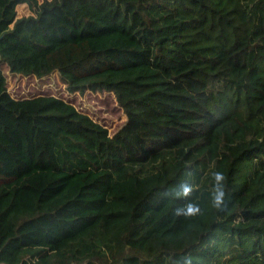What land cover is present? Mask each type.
Wrapping results in <instances>:
<instances>
[{"label":"trees","instance_id":"16d2710c","mask_svg":"<svg viewBox=\"0 0 264 264\" xmlns=\"http://www.w3.org/2000/svg\"><path fill=\"white\" fill-rule=\"evenodd\" d=\"M69 45L111 62L59 78L113 96L112 134L7 92L5 72L42 79ZM0 151V264H264V0H0ZM188 170L203 214L185 219L163 193Z\"/></svg>","mask_w":264,"mask_h":264},{"label":"rangeland","instance_id":"374dc122","mask_svg":"<svg viewBox=\"0 0 264 264\" xmlns=\"http://www.w3.org/2000/svg\"><path fill=\"white\" fill-rule=\"evenodd\" d=\"M16 12L18 16L29 14L26 5L18 6ZM92 57H95L94 54L88 52L84 45L66 46L47 58L46 65L49 75L42 79L37 78L38 80L35 81L33 77L14 76L5 72L8 84L7 92L11 98L16 100L29 99L39 94H49L63 101L71 102L77 110L88 114L112 134L125 120V116L116 105L113 96L107 91L85 90L82 94L79 92L68 93L67 87L60 82V74L78 75L77 68L82 69V74L91 72L94 68L91 65ZM0 162L2 164L0 172L7 174L11 169L9 159L1 151Z\"/></svg>","mask_w":264,"mask_h":264},{"label":"clouds","instance_id":"9594fccd","mask_svg":"<svg viewBox=\"0 0 264 264\" xmlns=\"http://www.w3.org/2000/svg\"><path fill=\"white\" fill-rule=\"evenodd\" d=\"M185 176L188 178L185 181L176 185L170 191L163 193L164 197L171 196L173 200L186 201L181 206L174 209L173 214L176 217H183L190 219L202 215L201 205L193 198L194 192L197 190L196 184L190 182L194 176L193 171L188 170L185 172ZM211 186L209 190L210 206L217 213L226 212L228 210L227 203V178L223 172L212 171L211 172ZM183 264H192L191 257L187 256L183 260Z\"/></svg>","mask_w":264,"mask_h":264},{"label":"built area","instance_id":"2783aa9c","mask_svg":"<svg viewBox=\"0 0 264 264\" xmlns=\"http://www.w3.org/2000/svg\"><path fill=\"white\" fill-rule=\"evenodd\" d=\"M91 61H92L91 65L94 68H99V67H103L105 65H110L111 64V62H108L107 60H104V59H101V58H97L96 56L92 57ZM76 72H77V74H82V69L81 68H77ZM34 80L37 81L38 79L34 78Z\"/></svg>","mask_w":264,"mask_h":264},{"label":"crops","instance_id":"0c3cea01","mask_svg":"<svg viewBox=\"0 0 264 264\" xmlns=\"http://www.w3.org/2000/svg\"><path fill=\"white\" fill-rule=\"evenodd\" d=\"M15 76V75H14Z\"/></svg>","mask_w":264,"mask_h":264}]
</instances>
